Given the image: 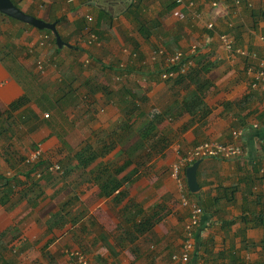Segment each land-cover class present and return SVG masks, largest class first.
I'll return each mask as SVG.
<instances>
[{"label":"crops","instance_id":"1","mask_svg":"<svg viewBox=\"0 0 264 264\" xmlns=\"http://www.w3.org/2000/svg\"><path fill=\"white\" fill-rule=\"evenodd\" d=\"M12 2L26 14L56 22L65 45L58 48L55 37L54 47L52 32L0 15V175L10 179L6 191L0 188V264H65L68 249L82 251L89 264H179L172 256L181 249L189 208L180 204L170 166L202 142H231L237 129L244 130L242 156L201 160L198 192L186 185L188 199L202 209L187 264H264V97L250 86L249 61L227 57L219 40L230 33L238 47L260 52L264 0H240L239 6L233 0H138L137 7V0ZM209 23L214 30L206 28ZM192 45L198 46L191 55L196 77L161 81L163 63L153 61L151 52H188ZM39 64L46 74L58 68L61 76L48 81L53 117L65 118L67 107L60 110L56 101L72 94L86 113L102 101L99 112L115 115L109 117V137L91 143L94 154H103L86 168L73 158L77 152L69 155L65 124L45 119L37 102L32 78L43 74ZM74 69L92 74L78 77ZM197 83L206 85L202 93ZM195 93L201 100L187 99L198 102L190 114L184 99ZM127 101L145 113L151 102L163 116L156 153L152 143L136 145L140 116L123 122ZM93 134L99 137L100 129ZM39 147L47 165L38 170L56 163L61 172L37 178L21 164ZM100 164L107 173L101 178L119 182L107 196L97 182ZM77 168L82 172L74 173Z\"/></svg>","mask_w":264,"mask_h":264},{"label":"built area","instance_id":"2","mask_svg":"<svg viewBox=\"0 0 264 264\" xmlns=\"http://www.w3.org/2000/svg\"><path fill=\"white\" fill-rule=\"evenodd\" d=\"M182 0H175L176 4H180ZM236 6H239L240 0H233ZM219 2L214 1L211 3L213 8L218 6ZM192 7V4H190ZM89 22L92 21L91 17H87ZM208 30H214L213 23L206 25ZM89 42H94L96 37L89 34ZM219 40L222 49L227 57H240L249 61L246 65V73L251 78L250 86L252 89L258 91L264 97V37L261 38L262 49L260 52L247 51L236 45L234 37L230 33H222L219 35ZM198 46L192 45L188 52L178 50L174 52H168L162 48H158L151 52V59L157 61L161 59L163 63L162 70L158 73V78L161 81H168L176 79L178 76L186 75L195 66L191 55H195ZM39 70H43L41 64L38 66ZM48 118V115H44ZM244 130L237 129L232 131L231 142L221 143L217 141H205L187 151L181 156L175 163L170 166V177L175 181L177 193L179 195V201L182 206L189 208L188 220L183 225V241L181 249L178 253L173 254L172 261L179 264H187L190 253L193 249V230L197 226L199 217L202 214V209L195 203L188 199L186 194V184L184 180L185 169L192 165L197 160H204L208 158L222 159V160H236L243 154L242 149V136ZM42 150L37 148L25 157H23L21 164L23 166H32L33 164L41 161ZM59 173L61 167L52 163L45 167L44 172L39 170L34 172L35 177L39 178L43 173ZM264 173V167L261 169ZM65 257L67 258L65 264H89L86 255L79 249H68L65 251Z\"/></svg>","mask_w":264,"mask_h":264},{"label":"rangeland","instance_id":"3","mask_svg":"<svg viewBox=\"0 0 264 264\" xmlns=\"http://www.w3.org/2000/svg\"><path fill=\"white\" fill-rule=\"evenodd\" d=\"M10 49H12V48H8V50H10ZM162 68H163V66H161L159 68V70L157 71V75L162 70ZM57 71H58V68H57V70L52 71L49 74H46L44 70H43V74L42 73L33 74V78H32V82L34 81L33 82V86H34L33 91L35 92L34 95L37 96L38 104H41L40 106H42L44 108L43 114L48 115V118H45V119L52 120V118H53L55 120L56 124H58L59 122L62 124H65L64 128L66 127L68 130L67 131H65V129L62 130L63 131L62 137H63L64 141H66V143H68V145H69V148H70L68 150L69 155H74V153L78 152V150L80 151L83 148L82 146L85 143L91 144V143L98 142V138H99L98 134H96V136H94V134H93L94 132L98 131V129H100V131H101L100 137L104 138L105 137L104 134L106 133V130H107V133L110 131V130H108L107 126L111 127V125H110L111 122H109V121H111V119H109V117H115V115L113 114V112H111V113L99 112L101 108L105 109V104L102 101H98V103H96L95 107L94 106L92 107L91 105H89L90 107H89L88 113L84 112L87 107H82L81 105L79 106L80 103L76 102L75 106H69V107L65 108L66 110L63 111V115L65 116V118L61 117L59 113L56 114L59 117H57V116L53 117L51 115L49 109H47V108H49L50 104L46 99L48 96H50V94H52L51 91L49 90L50 84L48 83V81L51 82L50 78L53 77L55 74L58 77L57 79L61 78V76L59 75V72H57ZM151 71H156V70L152 69ZM73 73L75 76L78 75V77H81L82 75H85L86 77H88L92 74V72H90V71H86L85 74L84 73L80 74L78 69H74ZM93 76L95 78H98L97 74H95V73H93ZM106 80H107V78H106ZM47 83H48V85H47ZM131 87H132V89L134 88L135 91L137 90V88L135 87L133 82H131ZM55 91H57V87H55ZM44 95L46 98L44 97ZM88 104H90V103H86V105H88ZM98 104H99V107H96ZM139 104H140V102H139ZM141 105H144V104L141 102ZM149 105L152 106L149 109V111H155V109H153L154 106L151 104V102H147L144 106L146 108H148ZM93 114H94V116H93ZM95 127H97V128H95ZM60 133H61V131H60ZM94 139H96L97 141L94 142ZM72 163H73L72 167L75 169L77 162L72 161ZM40 172H42V171H40ZM81 172H82V169L77 168L74 173H81Z\"/></svg>","mask_w":264,"mask_h":264},{"label":"trees","instance_id":"4","mask_svg":"<svg viewBox=\"0 0 264 264\" xmlns=\"http://www.w3.org/2000/svg\"><path fill=\"white\" fill-rule=\"evenodd\" d=\"M12 1V0H11ZM16 6V5H15ZM137 7L138 6V0H137V3L134 5V7ZM174 6V2L171 4L170 7H167L166 10L167 12H169V10L172 9V7ZM169 8V9H168ZM0 15H3L0 13ZM5 16V15H3ZM6 17V16H5ZM10 19V18H9ZM44 32L52 35L51 31H48V30H44ZM59 33V32H58ZM60 36V34H59ZM53 37V46L56 47V44H55V36L52 35ZM61 37V36H60ZM62 39V37H61ZM64 39H62L63 41ZM57 49V48H56ZM198 70H195L194 68L191 69L189 71L188 74L186 75H181V76H178L176 79L177 80H184V78H188V79H193L194 77H196L197 75ZM175 79V80H176ZM197 91L198 92H203V90H205L206 88V85L205 86H201L197 83ZM71 89V88H70ZM70 92H72L70 90ZM74 94H72V96H69L66 100H61V98L56 101V104L58 105V108L61 110V108L63 109L64 107H69V106H75L76 105V99L74 98L73 96ZM197 93L191 95V94H188L186 97H185V103H184V107L187 112H189L190 114H192L195 110L193 109V105L194 104H197L196 102H193L192 100H187L188 98H193V97H199L198 101L201 100V97L198 95ZM73 99V100H72ZM61 100V101H60ZM20 102H25V100H21ZM126 107V109H125ZM125 107L123 109V112H124V116L126 117L127 121L123 120V122H130L132 116L136 115V117L140 116L143 120V127L140 129V132H139V140H137L136 142V145L139 147L145 143L147 144H150L152 143V145H150L151 147L154 148L153 146V142H157V138L159 137L158 134H159V131H158V124L163 120V116L161 114H159L157 111H149V112H146L145 111H142L141 107L140 106H137V103H133L131 101H127L126 104H125ZM196 109L198 110L199 108L196 107ZM96 136V134L94 135ZM104 138H107L109 137V135L107 133L104 134ZM101 137L99 136L98 140H101L100 139ZM152 148V151H154L155 153L157 152V149H153ZM136 151L135 150H132L130 151L129 153L130 154H134ZM103 153H98V154H94V151L92 150V145L91 144H88L87 146H83V148L77 152L73 158H76L77 161H78V164L84 168H86L87 166L90 165V163L97 157H99L100 155H102ZM23 159V158H22ZM41 163V164H40ZM45 163L39 161L38 163L36 164H33L32 166H27V167H30L33 172L37 171L40 167H43ZM47 164H45L46 166ZM100 170H98V173L100 174V177L98 178L97 182H98V186L100 188V192H101V195L102 196H107V195H110L112 194L119 186V182H113V181H109L108 178H101V175H107V173H105L106 169L103 167L102 164L99 165V168ZM91 173H93V171H91ZM10 185V179L9 178H6L4 177L3 175H0V188L1 187H5L3 188V190L6 191L7 187Z\"/></svg>","mask_w":264,"mask_h":264},{"label":"water","instance_id":"5","mask_svg":"<svg viewBox=\"0 0 264 264\" xmlns=\"http://www.w3.org/2000/svg\"><path fill=\"white\" fill-rule=\"evenodd\" d=\"M0 13L22 23L31 25L36 29L51 31L56 37V44L58 48H61L65 45L57 32L56 22L48 23L37 17L26 14L17 6H15L11 0H0ZM200 162L201 160H197L185 169L186 185L190 193L193 194L199 190L196 180V171Z\"/></svg>","mask_w":264,"mask_h":264},{"label":"clouds","instance_id":"6","mask_svg":"<svg viewBox=\"0 0 264 264\" xmlns=\"http://www.w3.org/2000/svg\"><path fill=\"white\" fill-rule=\"evenodd\" d=\"M191 58H192V57H191ZM193 68H194V67H193ZM193 68H192V69H193ZM173 80H175V79H173Z\"/></svg>","mask_w":264,"mask_h":264}]
</instances>
